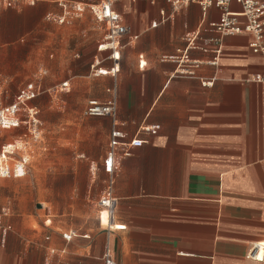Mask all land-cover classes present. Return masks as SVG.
Returning <instances> with one entry per match:
<instances>
[{
	"label": "crops",
	"instance_id": "crops-1",
	"mask_svg": "<svg viewBox=\"0 0 264 264\" xmlns=\"http://www.w3.org/2000/svg\"><path fill=\"white\" fill-rule=\"evenodd\" d=\"M62 1L0 7V49L44 35L45 95L63 91L70 111L92 123L60 137L88 155L92 180L98 173L104 187L95 221L75 228L52 225L49 212L43 222L0 196V264H105L107 252L117 264H264L248 257L264 241V58L251 37H220L215 4L174 10L166 0H114L129 31L115 50H100L102 38L66 25L86 13L58 21ZM229 8L242 11L236 0ZM188 48L191 64L163 60ZM91 99H116V115L85 116ZM116 130L119 167L110 173ZM136 138L142 144L132 147ZM110 186L117 204L108 213L99 201Z\"/></svg>",
	"mask_w": 264,
	"mask_h": 264
},
{
	"label": "rangeland",
	"instance_id": "rangeland-1",
	"mask_svg": "<svg viewBox=\"0 0 264 264\" xmlns=\"http://www.w3.org/2000/svg\"><path fill=\"white\" fill-rule=\"evenodd\" d=\"M76 1L97 4L101 0ZM22 7L12 9L18 11ZM84 14L83 18L69 21L66 25L84 30L83 35L87 37L102 38L105 32L103 25L97 22L90 8L86 7ZM50 59L43 34L37 35L36 39L26 36L1 48L0 87L6 93L4 103H12L31 81L48 88L45 81L50 77L47 70ZM60 92L57 95L52 92L51 97L45 95L46 92L42 93L33 105L32 102L30 104L38 110L40 127L45 135L41 143L23 142L20 138L24 133L20 129L13 131L8 128L0 133V149L4 143L16 142L21 149L20 154L29 159L28 172L23 177L0 178V196L3 200L15 201L21 209L39 214L43 222L49 219L46 216L49 212L52 225L85 227L95 221L96 200L104 184L98 173L92 180L88 155L81 156L76 151V144L60 137L61 133H83L92 127V123L82 117V110L70 111V104L65 102L63 91ZM67 113L69 119H65Z\"/></svg>",
	"mask_w": 264,
	"mask_h": 264
},
{
	"label": "built area",
	"instance_id": "built-area-1",
	"mask_svg": "<svg viewBox=\"0 0 264 264\" xmlns=\"http://www.w3.org/2000/svg\"><path fill=\"white\" fill-rule=\"evenodd\" d=\"M39 0H0V7L19 8L23 5H35ZM155 3L156 0H144ZM171 3L174 10L180 9L189 3H198L204 9L215 4L222 9V14L218 22L213 23L215 31L220 37L235 34H247L251 37L250 47L255 53H259L264 58V2L259 0H236L242 6L241 13L230 11L232 0H166ZM63 7L66 11L65 16L58 19L63 23L67 15L71 12L83 13L86 7L90 8L98 23L104 27L105 33L99 44L100 50H115L119 40L128 33L129 27L123 22L122 14L114 8V0H101L97 4L84 3L81 1L63 0ZM240 17L245 20L241 22ZM188 47H193L194 39H188ZM189 48L179 51L180 56H165L163 60H173L182 64H191ZM220 44H218V49ZM187 72V71H186ZM192 73V72H190ZM260 78V77H258ZM68 83L62 84L64 90ZM45 89L40 83L31 81L17 94L12 103H4L6 93L0 89V132L6 128H23L24 135L20 138L23 142L32 141L34 144L41 143L45 139L43 129L40 127L38 119V110L31 106L30 102L42 93ZM117 112V100L112 99L107 102H100L96 99L88 101L84 110V115L88 117H106L114 116ZM154 130V129H153ZM123 134L116 130L112 133L110 149L106 155L105 167L110 173L115 172L119 167L116 159L117 145L120 144V138ZM28 138V139H26ZM142 140L139 138L131 142L132 147L140 146ZM20 147L16 142L4 143L0 149V178L12 176L15 178L23 177L28 172V157L20 154ZM125 155H131V151H124ZM112 186V185H111ZM108 194L99 201L100 207L106 208L110 212L117 204V199L112 195V187ZM103 215H101V222ZM66 239L72 237V233L64 234ZM248 257L254 261H264V241L256 242L252 245ZM105 264H117L112 258L110 252L104 257Z\"/></svg>",
	"mask_w": 264,
	"mask_h": 264
},
{
	"label": "bare ground",
	"instance_id": "bare-ground-1",
	"mask_svg": "<svg viewBox=\"0 0 264 264\" xmlns=\"http://www.w3.org/2000/svg\"><path fill=\"white\" fill-rule=\"evenodd\" d=\"M104 225L105 224H108L109 223V220L107 218V214L105 213L104 216H103V222H102Z\"/></svg>",
	"mask_w": 264,
	"mask_h": 264
}]
</instances>
